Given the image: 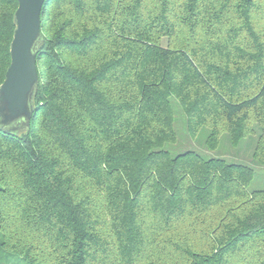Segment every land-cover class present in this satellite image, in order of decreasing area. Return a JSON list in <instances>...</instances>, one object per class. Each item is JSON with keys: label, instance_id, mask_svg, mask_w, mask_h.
Wrapping results in <instances>:
<instances>
[{"label": "trees", "instance_id": "obj_1", "mask_svg": "<svg viewBox=\"0 0 264 264\" xmlns=\"http://www.w3.org/2000/svg\"><path fill=\"white\" fill-rule=\"evenodd\" d=\"M41 33L32 125L0 131V264H264L255 167L192 143L264 168V0H46Z\"/></svg>", "mask_w": 264, "mask_h": 264}, {"label": "water", "instance_id": "obj_2", "mask_svg": "<svg viewBox=\"0 0 264 264\" xmlns=\"http://www.w3.org/2000/svg\"><path fill=\"white\" fill-rule=\"evenodd\" d=\"M46 0H18L11 64L0 84V131L20 134L29 130L38 90L37 55L44 42L41 11Z\"/></svg>", "mask_w": 264, "mask_h": 264}, {"label": "rangeland", "instance_id": "obj_3", "mask_svg": "<svg viewBox=\"0 0 264 264\" xmlns=\"http://www.w3.org/2000/svg\"><path fill=\"white\" fill-rule=\"evenodd\" d=\"M178 133H179V141L177 143V145L172 147V150L174 151V153H178V152H183L185 151L188 147V145H190V141L188 138H186V134H184L183 132H180L178 129ZM208 129L204 128L201 133L199 134V136L196 138L195 141H193L192 143L194 144V148L195 150L199 151L200 153H202L203 155L209 157V156H215V157H222L225 158L228 161H231L232 158H236V154H239L237 157V160H240V157H242V159L244 160V162H246L247 164H250L252 166L255 167L256 170V174H255V178L253 180V182H251V186L250 189H264V168H261L255 164L252 163V161H249V152L251 151V147L247 144L248 140H244L240 146L238 147H233L231 146L228 140V136L227 135H223L222 136V141L220 146L214 150V151H206L204 149V142L208 136ZM253 149V148H252ZM246 156L247 158L244 159L243 157ZM252 160V158H250Z\"/></svg>", "mask_w": 264, "mask_h": 264}]
</instances>
